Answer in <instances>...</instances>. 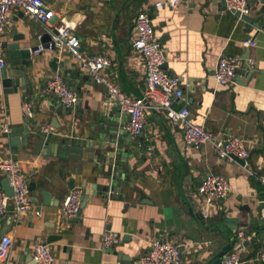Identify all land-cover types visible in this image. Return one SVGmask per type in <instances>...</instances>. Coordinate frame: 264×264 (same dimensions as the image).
Here are the masks:
<instances>
[{
  "label": "crops",
  "instance_id": "1",
  "mask_svg": "<svg viewBox=\"0 0 264 264\" xmlns=\"http://www.w3.org/2000/svg\"><path fill=\"white\" fill-rule=\"evenodd\" d=\"M44 1L55 11L57 21L75 26L86 54L105 53L111 58L112 66L105 74L131 97L142 96L146 78L143 58L132 46L135 19L140 12H150L155 37L167 58L164 70L180 80L184 93L174 108L187 105L193 122L217 137H244L252 153L250 169L264 177V0H249V16L261 26L259 30L252 27V31L235 14L225 11L224 0H183L175 8L158 10L155 4L165 0ZM46 33L42 24L21 13L13 15L3 42L19 44L21 60L13 68L24 72L26 86L10 93L0 81V109L6 107L13 131L30 120V129L42 125L43 131L48 129L59 139L91 132L98 112L117 109L107 104L105 89L93 82L71 54L58 50L31 54L43 44ZM15 34L24 38L15 40ZM251 38L257 45L246 49L243 43ZM5 54L8 66L11 52L5 49ZM221 55L242 57L255 65L249 72L239 70L234 86H220L212 75ZM55 58L59 59L58 72L81 96L70 116L52 111L60 102L44 92L46 82L57 73L51 68ZM25 104L32 105L31 116L25 115ZM53 119L60 129L52 127ZM115 149L129 151L124 162L125 156L116 150L113 164L125 171L115 175L122 184L120 194L101 195L98 191L94 196L93 186L99 190L112 180L108 174L100 178V163L34 155L31 147L19 148L14 154L0 132V156H16L28 184L37 185L36 191L30 190L32 207L22 221H17L11 210L0 220V242L4 236L12 240L10 257L0 259V264H28L35 245L46 243L50 236L59 237L49 244L54 264H140L149 243L158 237L182 246L181 264L210 263L229 244L232 248L227 254L238 253L244 264H261L256 258L264 250V185L250 177L238 161L218 157L212 145L192 148L176 125L163 113L153 111L143 135L135 139L124 136L122 146ZM211 172L230 180L232 194L208 208L201 206L203 213L208 212L202 221L190 215L186 193L191 188L196 198L202 179ZM5 179L0 172V187ZM252 179L261 184V190ZM85 189L90 194L87 203L81 200L78 217L63 218L61 206L66 197L74 190H81L83 196ZM42 190L59 205L43 206ZM108 230L122 236L121 244L112 250L102 247V236ZM240 233L244 239L239 238Z\"/></svg>",
  "mask_w": 264,
  "mask_h": 264
},
{
  "label": "built area",
  "instance_id": "2",
  "mask_svg": "<svg viewBox=\"0 0 264 264\" xmlns=\"http://www.w3.org/2000/svg\"><path fill=\"white\" fill-rule=\"evenodd\" d=\"M225 1V11L245 16L251 14L249 0ZM182 2L183 0L160 1L155 4V8L156 10L165 6L175 8ZM18 13L42 24L52 36L50 42L39 45L31 51V54L38 56L46 50H58L61 53L71 54L93 82L105 89L107 104L119 108L121 113L129 117L126 131L131 139L143 135L147 117L151 111L163 113L171 124L176 125L183 132L187 145L196 150L212 145L218 157L237 158L243 161L248 175L264 185V177H259L250 169L252 153L244 137L239 135L217 137L204 126L193 122L187 105L180 109L174 108V103L183 99L184 93L180 80L172 77L163 69L167 58L163 46L155 37L150 12L143 11L136 16V36L132 44L133 49L142 56L144 61L146 78L145 90L141 97H131L125 94L114 79L105 74L112 66L111 58L105 53L86 54L82 50L81 40L75 34V26L64 20L57 21L55 11L44 0H0V69L5 68L7 64L3 35L12 26L13 15ZM256 45V41L252 38L243 43L246 49L256 47ZM254 65L255 62L242 57L221 55L212 77L218 85L232 87L236 84L238 71L249 72ZM44 92L52 93L60 104L69 110L76 109L80 103V93L69 87L63 73L54 74L46 82ZM23 111L26 116H31L32 105L25 104ZM44 131L48 132V129ZM0 132L7 135L13 132L6 107L0 109ZM0 172L9 180L14 191V196L9 197L0 187V220L11 210L17 221H22L32 207L27 178L20 164L10 157L0 156ZM231 194L232 187L228 178L216 173H208L202 179L196 197L202 218L206 219L208 212L203 213L201 206L208 208L217 201L226 200ZM81 195V190H74L66 197L61 206L63 218L78 217L81 211ZM239 238L244 239V233H240ZM121 242L122 236L112 230L106 231L102 236L104 250L113 249ZM11 246V238L4 236L0 242V259L6 260L10 257ZM32 259L36 264H54L55 257L52 247L45 242L37 243L33 249ZM256 262L264 264V250L258 254ZM181 263L182 246L164 237L154 238L149 243L147 253L140 261V264ZM221 264H244V261L238 253H229L222 258Z\"/></svg>",
  "mask_w": 264,
  "mask_h": 264
},
{
  "label": "water",
  "instance_id": "3",
  "mask_svg": "<svg viewBox=\"0 0 264 264\" xmlns=\"http://www.w3.org/2000/svg\"><path fill=\"white\" fill-rule=\"evenodd\" d=\"M224 2V5L226 7V1L224 0ZM235 16L244 21L246 23V27L251 31L252 27L258 30L261 28L259 23L255 22L254 19L250 16L241 15L240 13H235ZM23 38L24 37H22V35L15 34V40H21ZM51 40V34L46 33L42 37L41 41L43 44H46ZM4 48L8 49L11 52L12 62L5 68L0 69V81L3 88L8 90V92L13 93L15 88H18L20 85L23 87L26 86L24 72L18 68H13L14 63H19V60H21V51L19 44L17 43L11 45L4 44ZM58 62L59 59L55 58L51 65V68L54 72H58ZM22 64L25 65L26 62L22 61ZM165 68H167V65L164 64L163 69ZM86 78L88 79L90 77L87 76ZM238 79L239 78L237 77L236 81H238ZM47 95H52V93H47ZM116 109L117 110H111L109 112L106 109L98 112L95 116L94 125L91 128V132H82L78 136L59 139L52 132H44L42 129V125H38L36 128L30 129L28 127L30 124V120H27L26 126L22 127L21 129L14 130L10 135L3 134V139L7 140V144L14 154H16L19 148L27 150L29 147H31L33 148L32 153L34 155H43L55 158L58 157L62 159L72 158L100 163V178H105L106 174H108L111 176L110 178L112 180L109 182V184L99 187L101 188L99 190H97V185L93 186V195L96 196L97 192L99 191L101 195L110 192L111 194L117 193L119 196L122 184L119 180H117V177L115 175L120 171H122V174H125V171L121 170L120 167H115L113 165L115 162V155L117 150L115 149V146H122V138L124 136H128V132L126 131V129H124V125L127 123V121H129V117L125 114H122L119 108ZM52 111H57V114L60 116L63 114L65 116H70L74 110L66 109L60 104L55 106ZM51 125L55 129H60V126L55 123L54 119L51 121ZM117 153L123 154L125 156L124 162H127L129 151L117 150ZM131 156L130 158H132ZM13 159L17 161L16 156H14ZM235 160L244 166L243 161L237 158H235ZM187 179L190 180L191 177L188 176ZM69 186L71 189L75 188V183L73 180L69 181ZM2 188L4 189L7 196H14L13 188L10 186L9 180L7 178L2 182ZM29 189L31 191H36V183H30ZM89 194L90 191L85 189L84 195L81 196V200L84 204L87 203V196L89 197ZM39 195L43 201V206L56 207L59 205V202L57 200L53 201L52 203L53 196L49 192L42 190L40 191ZM186 195L187 198L185 203L188 207L190 215L204 221L193 190L189 188ZM141 198L143 200H146L143 194H141ZM58 239L59 237L50 236L47 239L46 243L52 244ZM231 248L232 245L229 244L219 255L216 256L214 261L207 264H221L222 258L231 250ZM28 264H36L32 259V256Z\"/></svg>",
  "mask_w": 264,
  "mask_h": 264
},
{
  "label": "trees",
  "instance_id": "4",
  "mask_svg": "<svg viewBox=\"0 0 264 264\" xmlns=\"http://www.w3.org/2000/svg\"><path fill=\"white\" fill-rule=\"evenodd\" d=\"M252 181H253V184L255 185V187H257L259 190L262 189V186L259 182H257L256 180H253V179H252Z\"/></svg>",
  "mask_w": 264,
  "mask_h": 264
}]
</instances>
